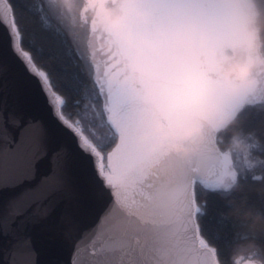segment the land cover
Masks as SVG:
<instances>
[{"label":"snow or ice","instance_id":"snow-or-ice-1","mask_svg":"<svg viewBox=\"0 0 264 264\" xmlns=\"http://www.w3.org/2000/svg\"><path fill=\"white\" fill-rule=\"evenodd\" d=\"M48 8L56 11L57 5L49 0ZM36 11L44 27H51L43 14L44 5H38ZM12 30L19 41L21 33L14 18ZM23 57L34 66L29 53ZM113 73L110 63L95 98L103 97L96 119L99 127L106 128L104 135L93 132L95 139H91L78 124L63 115L57 117L77 138V160L96 197L103 200L106 190H111L116 205L127 215L113 225L98 264H230L206 238L202 219L207 214V200L201 201L200 195L218 194L227 200L242 180L264 181V176L250 175L257 167L264 169V155L255 156L264 154V142L239 128L236 139L241 150L226 151L222 145L232 139L228 136L232 129H228L219 134L204 132L203 142L188 157L168 154L164 141L152 132L157 108L142 103ZM38 75L48 79L43 71ZM250 107L264 111V88L232 105L231 111L240 121ZM146 133L147 138L142 139ZM245 259L248 264H264V247Z\"/></svg>","mask_w":264,"mask_h":264},{"label":"clouds","instance_id":"clouds-1","mask_svg":"<svg viewBox=\"0 0 264 264\" xmlns=\"http://www.w3.org/2000/svg\"><path fill=\"white\" fill-rule=\"evenodd\" d=\"M84 4L92 31L103 37L115 80L157 108L152 132L166 153L188 157L204 132L228 129L234 134L225 150H241L231 106L264 88L261 0Z\"/></svg>","mask_w":264,"mask_h":264},{"label":"water","instance_id":"water-1","mask_svg":"<svg viewBox=\"0 0 264 264\" xmlns=\"http://www.w3.org/2000/svg\"><path fill=\"white\" fill-rule=\"evenodd\" d=\"M13 18L0 0V264H98L126 212L111 190L103 200L92 191L77 138L57 118L64 100L23 57Z\"/></svg>","mask_w":264,"mask_h":264},{"label":"trees","instance_id":"trees-1","mask_svg":"<svg viewBox=\"0 0 264 264\" xmlns=\"http://www.w3.org/2000/svg\"><path fill=\"white\" fill-rule=\"evenodd\" d=\"M7 1L21 33V46L63 98L64 116L78 124L91 139H95L93 132L104 135L106 128L99 127L96 119L103 99H95L100 91L92 79L86 57L91 28L84 0H51L57 5L56 11L48 8L49 0ZM38 5H44L43 14L48 16L51 27L45 28L42 24L41 14L36 11ZM260 6L264 13V0ZM260 26L264 35V14ZM239 128H243L245 134L255 133L264 142V111L257 107L247 108L240 118ZM233 134L234 131H230L228 136ZM262 155L255 154L256 158ZM252 174L264 176V169L257 167ZM205 199L207 214L202 223L206 238L220 249L222 257L230 264H236L237 260L247 261L245 258L251 252L264 247V181L242 180L227 200L218 194H201L200 200Z\"/></svg>","mask_w":264,"mask_h":264},{"label":"flooded vegetation","instance_id":"flooded-vegetation-1","mask_svg":"<svg viewBox=\"0 0 264 264\" xmlns=\"http://www.w3.org/2000/svg\"><path fill=\"white\" fill-rule=\"evenodd\" d=\"M88 22L91 28L90 17L88 18ZM102 43L103 37L100 36L98 32L94 33L91 28L88 58L92 66L93 77L95 78L94 81L98 88L99 83L104 79L106 67L111 63V61L108 59V53L102 47Z\"/></svg>","mask_w":264,"mask_h":264},{"label":"rangeland","instance_id":"rangeland-1","mask_svg":"<svg viewBox=\"0 0 264 264\" xmlns=\"http://www.w3.org/2000/svg\"><path fill=\"white\" fill-rule=\"evenodd\" d=\"M92 40H93V39H92ZM85 48H86V47H85ZM86 54H87L86 57L88 58L89 52H87ZM88 60H89V58H88ZM89 64H90V63H89ZM90 68H91V71H92V79H93V81H94L95 78L93 77V70H92V66H91V64H90ZM94 83H95V81H94ZM95 85H96V83H95Z\"/></svg>","mask_w":264,"mask_h":264}]
</instances>
